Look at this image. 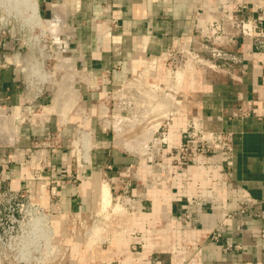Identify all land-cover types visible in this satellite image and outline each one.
Instances as JSON below:
<instances>
[{
	"label": "crops",
	"instance_id": "crops-1",
	"mask_svg": "<svg viewBox=\"0 0 264 264\" xmlns=\"http://www.w3.org/2000/svg\"><path fill=\"white\" fill-rule=\"evenodd\" d=\"M39 2L49 21L57 18L62 27L53 32L59 40L55 45L60 49L68 45L65 51L71 50L95 88L78 89L90 120L86 126L77 123L79 117L60 124L46 114L34 124H17L15 133L4 131L0 121V173L7 160H15L3 187L31 189L32 198L52 212V224L65 240L69 217L95 213L100 205L107 208L97 184L101 178L108 183L102 182L100 188L106 185L113 203L114 199L120 203L112 206L115 213L105 225L106 232L92 240L97 244L93 251L78 246L76 264H139L149 258H156L158 264H264V37L243 36L237 26L240 21L254 25L261 18L264 29V0H234L233 5L221 0ZM200 10L224 24L218 43L239 63L230 74L208 67L196 70L191 91L186 79L178 95L182 111L168 125V136L177 145L186 121L202 117L206 131L232 134V150L227 156L199 154L183 168L170 167L168 149L161 156L147 145L142 153L132 151L130 142L117 146L100 129L97 115L106 92L128 84L153 59L179 46L181 39L195 36ZM260 28L254 33L259 34ZM193 49H199L198 40ZM17 50L14 38L0 37V112L35 113L38 106L48 105L49 98H28ZM164 67L146 79H161ZM106 71L110 74L105 80ZM72 96L76 102L77 94ZM79 126L90 129L93 148L88 164L77 170L73 180L69 148L71 130ZM49 135L60 137L52 141L53 151L43 149L48 153L43 158L42 149L35 146ZM39 160L47 167L41 180L35 181L30 174ZM118 173L125 177H117ZM90 187H97V194ZM228 214L235 215L226 220ZM222 222L226 226L221 237L212 239L211 232Z\"/></svg>",
	"mask_w": 264,
	"mask_h": 264
},
{
	"label": "built area",
	"instance_id": "built-area-1",
	"mask_svg": "<svg viewBox=\"0 0 264 264\" xmlns=\"http://www.w3.org/2000/svg\"><path fill=\"white\" fill-rule=\"evenodd\" d=\"M233 1L234 0H221V3L233 5ZM237 7L239 9V6ZM238 9L236 8L233 10L237 12L239 11ZM206 13L207 12H205V10H200L196 15L194 36L196 40L194 37L181 39L179 46L171 47L163 52L159 58L153 59L152 62L149 63L146 70L131 78L128 84L119 86L112 92H106L97 115L98 118L99 114H101V120L103 119L102 121L105 123V127L104 129L102 128V131L105 132L106 129L112 130L114 138L116 134L121 133L125 127L139 128L142 132H148L145 136L146 143L143 142L141 145L146 144L151 148V150H153V152L161 154V156L164 154V151L168 149V153L171 155L172 160L170 167L180 165L183 168L192 163L199 154L211 155L216 152H221L227 156L226 153L232 150V134L228 132L206 131L203 126L202 117H193L186 121L185 127L182 130V142L177 145H174L168 136V125L171 123L173 118L179 115L182 111V102L178 98L181 88L180 81L176 76L178 71L186 72L189 75L187 79L191 84L192 81L195 80L196 70L200 68L208 67L213 69L216 73L224 72L230 74L235 65L239 63V60L233 53L225 50L218 43L220 40L219 35L225 32L224 24L212 17L211 14H209L210 12H208V14ZM260 22L261 18L258 19L254 25L240 21L237 26L243 36L263 38L264 29L260 28ZM258 27L260 28V32L259 34H255L254 31H256ZM0 37H5L4 30L0 31ZM197 40L199 49L194 50L193 45L197 42ZM53 45L58 50L63 52H65V49H68L67 44L63 45L62 49L59 48V45H55V43H53ZM73 59L74 58H71L68 63L73 65ZM162 64H165V67L162 70L163 77L161 79H149L150 81H148L146 77H149L152 73L155 74L158 72L159 67H161ZM173 69H175V71H173ZM72 70L76 71V67L73 66ZM172 72H174L173 75ZM109 74L110 72L106 71L105 76L102 77L105 79L109 76ZM84 80L85 86L95 89L94 86L91 85L88 77H85ZM95 87L98 89L99 86ZM72 91V93H76L78 96L76 102L74 101L71 90L67 94L59 92L58 96L55 95L56 104L57 97H61L63 99L68 97L69 104H66L62 108L63 110L61 114L66 113L68 115L69 112L74 109L76 103L81 102L78 89L73 87ZM41 95V91H39V94H35L33 97L28 98L30 100H36L41 97ZM105 99H107L111 108L103 105L106 101ZM47 106L48 105L40 106L43 108L40 116L37 115V120L43 119L42 115H46V113H44L46 109L44 108H47ZM103 109L106 110L105 114H102ZM110 109H112V112L114 111L113 114ZM81 110L83 119H90V115H88L86 109L83 108ZM29 117H31V114H26L22 111L4 110L0 112L1 124L4 125V123H7L8 126L11 127L10 130L4 131H13V133H15V126L19 123L28 122L34 124L33 118L36 117V114H32V119ZM82 121L84 122V120ZM59 122L60 124H64L62 123V118ZM59 137V135L56 137L49 135L47 136L45 142H39L36 144V150L42 149L40 156L43 158L47 157L48 153H45L43 149L49 148L53 151L55 148L51 145L53 143L52 141L54 139L58 140ZM81 146L83 147V144ZM152 159L151 155L149 160L151 161ZM88 160L89 157L85 158V156H81L80 159L76 158L75 162L79 168L83 167L82 164H88ZM14 161L15 160H7L5 162L4 170L0 173V226H2V219L3 216L5 217L7 215L6 213H10L11 222H16V215L19 213V211H17L18 205H14L10 201L18 199L22 194L28 195V199L32 197L31 189L11 191L10 189L3 187V184L7 180L6 174H8L9 166L11 163H14ZM36 167V170L30 174V178L35 181H40L41 173L47 165H45L44 161L39 160ZM163 170L166 171V168ZM170 174L173 176L172 169L170 170ZM117 177L123 178L125 176L122 173H118ZM127 186L129 187V185ZM29 206L32 207L33 211H40V213H43L45 218L47 217V215L44 214L46 208L41 206L40 203H31ZM48 215L50 216V214ZM234 215L235 214H228L226 216V220L232 219ZM186 218L188 219V217ZM225 223L226 222H222L211 232L212 239L218 240L221 237L224 227L226 226ZM158 263L159 261H157L156 258H149L146 262L139 264Z\"/></svg>",
	"mask_w": 264,
	"mask_h": 264
},
{
	"label": "rangeland",
	"instance_id": "rangeland-1",
	"mask_svg": "<svg viewBox=\"0 0 264 264\" xmlns=\"http://www.w3.org/2000/svg\"><path fill=\"white\" fill-rule=\"evenodd\" d=\"M34 3L38 6L36 13L32 14L31 6ZM42 11L39 0H37V3L35 0H0V31L4 30L6 37L11 36L18 43L17 52L21 59L20 69L23 74V87L28 97H33L41 91L42 95L40 98H49L48 101L45 99L49 104L47 108H44L48 113L46 111L44 113L60 121L62 118V108L66 104H69L68 97L65 99L57 97V105L55 95L58 96V93L62 91V93L67 94L70 90L72 93L73 87L75 89H80L82 86L85 87V80L83 78L86 72H84L85 70L80 65V62L74 61V59L73 66L76 67V71L72 70L74 73L70 72L72 66L70 67L68 61L74 57L71 54V50L63 52L53 45L55 41H59L57 40V36L53 34V32L62 28L59 26V19L56 18L55 22L49 21L50 18L45 16V13ZM66 36L68 37V35ZM173 74L174 72H172ZM177 75L180 78L181 91L189 75L184 71H178ZM72 79H74L73 83ZM194 82L195 80L189 84L190 86L188 85V91L193 90L195 86ZM196 85L198 84L196 83ZM105 100L103 105L108 107L107 99ZM42 108L38 106L35 113H31V117L29 118L32 119V114H36V119L33 118V120H37V115L40 116ZM83 108L82 101L77 102L74 109L68 115L63 113L67 117L62 123H70L71 118L79 117L77 123L79 125L85 124L86 126L90 119H83L81 113V109ZM104 113L105 109L102 111V114ZM99 117V119L97 118V122L100 124V129L102 130L105 127V123L102 121L103 119L101 120V114H99ZM2 126L3 130L11 129L7 123L2 124ZM71 131L74 132V136L70 139L69 153L73 160L71 170L73 172V180H75L77 178V170L82 168L77 167L75 159H80L81 156H85V158L89 157L90 159V150L93 148V135L90 129L84 130L80 126L77 128V131H75V128ZM104 133L109 135L111 141L115 142L116 145L117 143L122 144L123 142L128 144L130 142L132 144V147H130L132 151L142 153L146 144L142 147L141 143H146L145 136L148 132H142L139 128L125 127L121 133L116 134L115 138L110 129H106ZM82 144L83 147L81 146ZM82 165L86 166L87 163ZM96 176L98 177V175ZM89 182L91 183L92 180ZM102 182L108 184L101 178L99 184H97L99 189ZM77 183L79 184L80 180ZM97 187L94 189L90 187V189L94 190L97 194ZM109 194V203L103 202V205L107 208L103 209L102 205H100L99 211H97L99 214L92 212L69 217V231H67V239L65 240L61 239L60 236L62 234L60 230L52 224V218L48 215L52 214V212L49 209H45L44 213L47 215L43 227L44 232L42 233L38 230L35 233L29 234L32 220L43 216L42 212L33 211L32 207L29 206V204L38 201L32 197L28 199V195L26 194H22L18 199L10 201L12 204L18 205L17 211L19 213L16 215V222L10 221V213H6L5 217L3 216L2 226H0V264H76L77 260L74 258V255L76 256L78 252V246H83L82 250L84 252L93 251L97 244L92 243V240H96L95 238L101 237L106 232L107 228L105 225L111 218V215L115 213L112 210V206L119 205L120 203L115 199L113 203V199L111 200L113 198L111 196L112 191H109ZM100 195L102 198V193ZM120 207L122 208L123 206L120 204ZM22 253L25 255L26 260L21 258Z\"/></svg>",
	"mask_w": 264,
	"mask_h": 264
},
{
	"label": "bare ground",
	"instance_id": "bare-ground-1",
	"mask_svg": "<svg viewBox=\"0 0 264 264\" xmlns=\"http://www.w3.org/2000/svg\"><path fill=\"white\" fill-rule=\"evenodd\" d=\"M31 8H32V14H34V13H36V11H37V6L35 5V3L34 4H32V6H31ZM55 25H56V23H55ZM54 27V26H53ZM71 71H72V68H71ZM177 76V78H178V80L180 79L179 78V76L178 75H176ZM65 81H66V79H64ZM70 82V81H69ZM66 83V82H65ZM68 84V83H67ZM63 88H65V87H63ZM63 92V91H62ZM66 92V91H65ZM66 95V94H65ZM68 99V98H67ZM58 101V100H57ZM66 101V100H65ZM63 102V101H62ZM58 105V104H57ZM105 114V113H104ZM101 192H102V198H103V201L105 202V203H109V201H110V194H109V191H108V187L106 186V185H103L101 188ZM103 203V202H102ZM45 220H46V218L44 217V216H39V217H36L34 220H32V222H31V228H30V231H29V234H31V233H35L36 231H38V230H40L42 233L44 232L43 231V227H44V225H45ZM39 234V233H38ZM37 234V235H38ZM40 235V234H39ZM43 235V234H42ZM31 236V235H30ZM38 237V236H37ZM40 237V236H39ZM37 239V238H36ZM34 240V239H33ZM32 240V241H33ZM39 240V239H38ZM37 242V241H36ZM35 242V243H36ZM21 258L22 259H24V260H26L25 259V255L22 253V255H21Z\"/></svg>",
	"mask_w": 264,
	"mask_h": 264
}]
</instances>
